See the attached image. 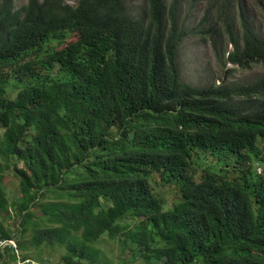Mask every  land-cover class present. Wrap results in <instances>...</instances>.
<instances>
[{"label":"trees","instance_id":"16d2710c","mask_svg":"<svg viewBox=\"0 0 264 264\" xmlns=\"http://www.w3.org/2000/svg\"><path fill=\"white\" fill-rule=\"evenodd\" d=\"M182 4L0 0V242L58 264H101L106 239L122 264H264V77L196 88L178 62L197 35L247 71L264 36L238 4L221 51Z\"/></svg>","mask_w":264,"mask_h":264},{"label":"rangeland","instance_id":"374dc122","mask_svg":"<svg viewBox=\"0 0 264 264\" xmlns=\"http://www.w3.org/2000/svg\"><path fill=\"white\" fill-rule=\"evenodd\" d=\"M28 0H16V6L20 9ZM75 3L77 0H66ZM143 0H137L141 3ZM170 3L171 0H167ZM241 4L249 15L250 20L259 28V32L264 36V13L257 0H183L180 19L188 31L204 30L217 34L220 41L221 51L226 49L228 38L226 36L227 26L234 24L238 26L240 19L237 7ZM233 18H235L233 20ZM208 41L199 36H191L182 45L180 58H178L181 81L187 85L198 88H208L222 82L223 74L226 70H231L234 79L240 84L256 82L264 77V64L254 66L247 71H242L234 65L224 66L218 62L215 52ZM213 41V39H212ZM231 50V46L229 47ZM5 194L8 196L9 205L17 204L21 196L18 193V182L13 177H4L3 180ZM170 192L169 196H172ZM171 198V197H170ZM11 211V210H10ZM7 228L11 229L18 239L19 226L15 219L6 221ZM17 244L16 240H12ZM98 248L104 257L101 264H122L128 259L127 253H123L117 241L104 240ZM20 250V249H19ZM62 254L51 253L49 249H42L38 253L34 248L27 251H18L17 259L31 260L36 263L58 264V259ZM26 256V257H25ZM131 258L129 257V261ZM14 264H16L14 262Z\"/></svg>","mask_w":264,"mask_h":264},{"label":"built area","instance_id":"2783aa9c","mask_svg":"<svg viewBox=\"0 0 264 264\" xmlns=\"http://www.w3.org/2000/svg\"><path fill=\"white\" fill-rule=\"evenodd\" d=\"M11 248L14 252V255L16 256V254H18L19 248H18V244H15L12 240L11 241H1L0 242V253L4 254L6 251H8V249ZM17 258V256H16ZM16 264H38L36 262H33L31 260H26V258L24 259H17Z\"/></svg>","mask_w":264,"mask_h":264}]
</instances>
